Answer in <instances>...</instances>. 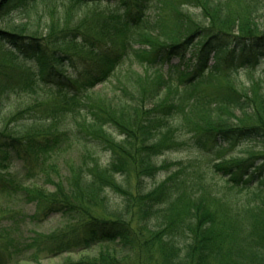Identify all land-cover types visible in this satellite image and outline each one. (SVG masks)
Returning <instances> with one entry per match:
<instances>
[{"label":"trees","instance_id":"1","mask_svg":"<svg viewBox=\"0 0 264 264\" xmlns=\"http://www.w3.org/2000/svg\"><path fill=\"white\" fill-rule=\"evenodd\" d=\"M262 12L264 0L0 1V172L14 168L0 195L33 207L0 222V264L94 248L66 264H264ZM71 148L79 161L56 171L49 156ZM38 168L44 192L24 180ZM52 218L63 226L41 233Z\"/></svg>","mask_w":264,"mask_h":264},{"label":"rangeland","instance_id":"2","mask_svg":"<svg viewBox=\"0 0 264 264\" xmlns=\"http://www.w3.org/2000/svg\"><path fill=\"white\" fill-rule=\"evenodd\" d=\"M2 1V0H0ZM260 20H259V24L261 26V28L264 30V12H262V14L260 15ZM14 18V16L12 17ZM5 49L2 48L0 46V64H5L6 65H9V66H12L11 62H12V58L7 56V52L6 50L4 51ZM172 65H175L176 64V61H173L171 63ZM209 65L212 64V62H209L208 63ZM163 70L166 71L165 73L167 74V76H170L172 77L174 80L176 78V72L174 70H170V71H167V68L166 67H163ZM241 77H243V75H239ZM100 88H98L99 90ZM81 150L78 149V148H71L67 153L65 154H62V155H58V156H54V155H50L49 156V159H48V163L52 166H55L56 168V171L58 170V168L60 169V171L63 173L65 171V163L66 162H75L77 163L81 157ZM99 158H100V161H104L106 159L105 156L103 155H100L99 154ZM188 156V153H175V154H169L167 156V158L173 160V159H184ZM14 170V168L12 167V169L10 170H4L2 172H0V179H5V177L7 176V174H9V172H12ZM38 173L35 171L33 172V174H28L26 177L24 175V180H27L29 179L28 182H30L28 185V187H31V190L32 192H36V191H40L38 190L39 189V186H36V183H38L37 185H40V186H43L44 185V179H43V176H41V170L40 168H38ZM25 174V172H24ZM2 179V180H3ZM48 188V190H50L51 192H53L51 186H46ZM40 192H44V191H40ZM47 192V191H46ZM113 197V196H112ZM0 211L1 212H4L3 214L5 213H8V214H5L3 218H0V222L4 223V224H9L10 221L12 219H10L8 216H12V214H14V212H22V213H25V214H31L33 213V207L32 206H25L23 204H21L20 202H17V201H14L13 199H8L4 196H1L0 195ZM12 211V212H11ZM14 211V212H13ZM11 214V215H10ZM14 217V216H12ZM24 226V225H23ZM63 226L62 222L59 220V218H52L51 220H49L48 223H46L45 225H43V227H41L39 229V231L41 233H50V232H53L59 228H61ZM65 228V227H64ZM21 232H25L26 235L27 234H30L31 231H37L35 228L31 227V226H24L23 228H20ZM21 233V234H22ZM99 248H94L92 250H89V251H82L80 253H76V254H67V255H63L61 257H58L56 259H39L37 262H20V263H15V261H9V260H5V264H66V263H73V262H79L83 259H91V258H94L96 257V255L98 254L99 252ZM119 255L121 257H125L124 254L122 253H119Z\"/></svg>","mask_w":264,"mask_h":264}]
</instances>
